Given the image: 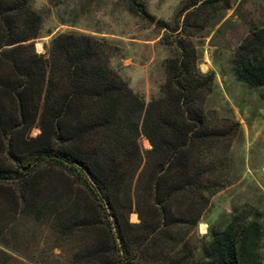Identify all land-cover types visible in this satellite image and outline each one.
<instances>
[{"label": "trees", "instance_id": "1", "mask_svg": "<svg viewBox=\"0 0 264 264\" xmlns=\"http://www.w3.org/2000/svg\"><path fill=\"white\" fill-rule=\"evenodd\" d=\"M29 2L0 0V236L17 217L61 264H189L188 231L236 180L228 154L238 124L204 108L213 73H199L197 52L178 40L159 96L145 103L107 41L59 34L37 54L30 41L43 20ZM232 65L238 82L264 87V28ZM252 232L257 221L231 215L211 235L210 264L250 262ZM158 242L159 259L149 254Z\"/></svg>", "mask_w": 264, "mask_h": 264}, {"label": "rangeland", "instance_id": "2", "mask_svg": "<svg viewBox=\"0 0 264 264\" xmlns=\"http://www.w3.org/2000/svg\"><path fill=\"white\" fill-rule=\"evenodd\" d=\"M29 6L43 20L39 37L33 39L34 50L37 42L41 45L37 54H44L59 34L107 41L122 57L113 65L145 103L159 96L166 80L165 60L177 53L178 40L197 52L198 72L214 75L213 92L204 108L218 117H233L238 124L228 154L236 180L210 198L209 209L188 231L185 253L192 254L189 264H210L211 235L225 230L234 215L245 223L257 221L258 233L250 234L255 242L252 261L247 264H264V87L249 88L232 73L236 49L264 28V0H30ZM38 133L34 127L24 137L35 138ZM138 142L142 150L151 148L143 136ZM16 219L0 236V264H61L43 254L45 235L34 239ZM128 221L138 223L137 214H129ZM202 223L211 225L205 236L200 235ZM161 249L158 242L149 254L162 258Z\"/></svg>", "mask_w": 264, "mask_h": 264}, {"label": "clouds", "instance_id": "3", "mask_svg": "<svg viewBox=\"0 0 264 264\" xmlns=\"http://www.w3.org/2000/svg\"><path fill=\"white\" fill-rule=\"evenodd\" d=\"M210 227H211L210 224H208V223H202L200 225V235L201 236L207 235L208 234V230H209Z\"/></svg>", "mask_w": 264, "mask_h": 264}, {"label": "bare ground", "instance_id": "4", "mask_svg": "<svg viewBox=\"0 0 264 264\" xmlns=\"http://www.w3.org/2000/svg\"><path fill=\"white\" fill-rule=\"evenodd\" d=\"M36 49H37L38 52L41 51V45H40V43H38V42H37V44H36Z\"/></svg>", "mask_w": 264, "mask_h": 264}, {"label": "water", "instance_id": "5", "mask_svg": "<svg viewBox=\"0 0 264 264\" xmlns=\"http://www.w3.org/2000/svg\"><path fill=\"white\" fill-rule=\"evenodd\" d=\"M31 42H34V40H31L30 43H31ZM35 49H36V48H35ZM35 52L38 53L36 50H35ZM117 241H118V239H117Z\"/></svg>", "mask_w": 264, "mask_h": 264}]
</instances>
